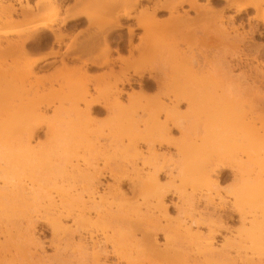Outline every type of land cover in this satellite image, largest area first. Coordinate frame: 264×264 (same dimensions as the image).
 Wrapping results in <instances>:
<instances>
[{"label":"rangeland","instance_id":"rangeland-1","mask_svg":"<svg viewBox=\"0 0 264 264\" xmlns=\"http://www.w3.org/2000/svg\"><path fill=\"white\" fill-rule=\"evenodd\" d=\"M51 1L54 2V6L60 7L59 19L57 23H53L52 28L55 35L66 34L63 45L58 47L53 41L52 33L46 29L32 30L21 35L9 34L8 41L26 40L22 49L18 46L9 49L7 41H2L0 45V98L4 101L0 108V117L2 116L0 119H5L3 113H43V118L39 121L41 128L31 142L34 143L37 138L42 145L48 146L46 126L53 123L56 117L62 119L66 116L71 122L78 124L76 132L80 135L77 133L76 136L71 135V139L69 138L64 148L56 155L62 160L85 159L98 163V168H102L104 162H110L111 168H115L113 165L115 161L122 159L124 154L125 157L133 154L132 148L129 147L132 140L128 135H120L114 126L115 116L94 110L89 112V117L80 118L76 113H86L79 96L81 90L87 89L92 98L106 97L116 79L126 74L130 77L131 83L129 86L124 85V89L130 97L123 96V106L127 112L136 113L142 120L147 117L156 120L153 125L151 123L146 126L140 125L139 130L133 132L132 136L150 134L154 139H158L156 132L160 131L162 124L167 123L169 126L170 122L174 120L176 122L180 118L188 131L186 133L191 132L193 126L197 125L195 143L205 148L207 161L214 165L219 164V161L229 163L241 158L245 163L246 160L241 156L240 150L234 151L228 155L229 157L221 158L217 157L219 155L216 153L213 154L212 149L205 147L208 146L206 139L210 132L207 131L212 128L214 130L215 120L218 122L223 119L226 128L242 129L254 140L264 144V0H196V8L193 10L182 3L184 0H160L161 4L175 9L155 14H152V7L156 0L152 2L140 0L135 5L136 0ZM37 2L38 0H28L29 6L26 8L25 2L0 0V11L6 8L14 12L7 17L12 24L4 25L0 31L22 32L39 21H47L53 7L44 6L37 9L35 7ZM245 3L252 7L237 13L235 11L237 5ZM73 6L74 11L84 15V18L62 27L60 22L66 8ZM124 14H129L134 19L126 20ZM117 21L122 28L113 30L112 35L108 36V31ZM138 22L145 25L144 31L133 29ZM131 28L132 46L129 47L127 32ZM68 49L74 52L75 59L64 57ZM116 50L119 52L121 63L114 64L113 69L99 65L104 62L107 51L112 58H116ZM53 51H59V54L56 57L38 60L29 71V66L35 59ZM85 60L95 65L85 66L87 64H84ZM136 68L143 71L140 77L133 75ZM187 69L197 71L198 76L208 72L220 86L229 88L228 100L231 105L233 103L234 113L217 115L203 113L202 108L191 109L185 103L178 105L175 116L168 113L166 89L176 82H184L183 79L186 78L184 71ZM149 74L158 76L159 86L152 83L148 78ZM55 126L59 127V123H55ZM186 133L184 136V133L171 128L168 137L171 146L155 147L156 155L162 163L160 172H170L180 160L175 147L192 145L194 134ZM141 141V139L138 141L137 152L146 157L145 146ZM137 159V163H140L141 157L138 156ZM245 167L249 168V165ZM215 170L218 176L212 174L208 185L191 186L190 183L181 185L176 172L172 170L171 176L159 174L158 177L161 185L169 190L174 191L180 187L189 194L194 191L193 209L187 208V212L204 213L213 217L214 221H220L224 229L220 230L214 239L221 243L225 236L236 235L242 229V224L238 215L231 210L229 196L236 187L237 178L228 167H217ZM26 176L39 180L43 189L51 188L54 183L59 184L64 180V176L56 170L49 172L39 168L27 171ZM98 183L101 190L106 183H111V180L104 176ZM120 188L130 196V179L124 177ZM45 194L40 196L43 197ZM208 198L211 203H207L206 206L205 199ZM165 202L168 213L175 217L176 209L172 205L176 202L175 197L169 193L165 197ZM39 203L41 200L37 201V205ZM8 214L11 216V227L24 234L26 222L19 218L18 213ZM254 215L256 218L260 216L258 212ZM259 220L263 223L261 216ZM32 225L38 243L42 244L46 253L44 256L46 259L41 262L34 256L32 258V248L20 238L18 242L19 245L22 244L21 249L26 252L29 247L30 251L28 249L29 253L26 252L27 261L17 256L18 264H94L89 251L80 255L72 254L71 250L67 249V253L56 254L52 247L53 239L49 227L39 219H34ZM97 227L99 228H96V225L89 228H92L93 231H90L100 238L101 226ZM157 235L162 241V236ZM82 237L85 238L87 248H90L89 239L86 236ZM77 238L75 237L76 241ZM103 247L99 250L101 263L96 264H114V257L109 253L105 254V251H109L108 249L104 251ZM240 252L242 261L252 257L250 264H264V242L253 246L247 244ZM55 254L59 255V258ZM229 258L234 259L229 260L231 264H245L235 258L232 250L229 252Z\"/></svg>","mask_w":264,"mask_h":264},{"label":"bare ground","instance_id":"bare-ground-1","mask_svg":"<svg viewBox=\"0 0 264 264\" xmlns=\"http://www.w3.org/2000/svg\"><path fill=\"white\" fill-rule=\"evenodd\" d=\"M18 1L25 2L26 8L29 6L28 0ZM139 1L136 0L134 5ZM195 1L184 0L182 3L193 10L196 8ZM44 6L53 7L47 21H39L22 32L0 31V45L2 41H7L9 49L14 46L22 49L26 40L8 41L7 36L21 35L38 29H46L52 33L53 41L58 47L63 45L66 34L55 35L52 28L53 23H57L59 19L60 7L54 6L51 0H38L35 4L37 9ZM249 7L252 6L248 3L237 5L235 11L240 13ZM74 8V6L66 8L60 22L62 27H66L69 22L77 23L80 18H84V15L75 12ZM172 9L175 8L167 7L161 4L160 0H156L152 7V14L159 11L170 12ZM12 14L14 12L6 8L0 11V28L12 24L7 20V17ZM123 17L126 20L134 19L129 14H124ZM119 28L122 26L117 21L108 31V36L112 35L113 30ZM133 29L144 31L146 27L138 22ZM132 34L131 28L127 32L129 47L132 46L130 43ZM115 53L117 57L112 58L107 51L104 62L99 65L113 69L114 64L121 63L119 52L116 50ZM58 54L59 51H53L38 57L29 66V71L38 60L44 57H56ZM73 54L74 52L68 49L64 57H71L73 60L75 59ZM84 64L85 66L95 65L86 60ZM184 72L186 73L184 82H176L166 89L165 96L169 101V106L166 108L168 113L175 116L180 103L187 104L191 109L200 107L203 113L215 115L234 113L233 103L231 105L228 100L229 88L220 86L208 72H203L200 76L192 69ZM142 73L141 69L133 70L134 76L140 77ZM148 78L154 85L159 86L157 75L149 74ZM116 80L103 98H92L87 89L81 90L79 96L86 113H76L80 118L87 117L89 112L94 110L115 116L114 126L120 135L129 136L132 140L129 147L133 150L132 155L125 157L124 154L120 161L113 162L115 168H111L110 162H104L102 168H98V163L85 159L62 160L56 155L64 148L69 138L71 139L77 133L78 124L71 122L66 116H64L66 119L56 117L53 123L46 126L45 136L49 143L46 146L42 145L37 138L34 143L31 142L41 128L39 121L43 118V113H3L5 119H0L2 120L0 121V264H18L17 256L27 261L26 255L30 248H32V258L34 256L41 262L46 259L42 244L38 243L35 235L32 225L34 219L42 220L49 227L53 239L52 247L56 254L62 255L61 253L66 252L67 249H70L72 254L80 255L89 251L94 264L101 263L99 250L103 246L104 251L106 249L109 251H105V254L109 253L114 257V264H231L229 260H234L229 258L231 250L235 253V258L242 261L240 251L245 245L253 246L264 242V152H262L264 144L254 140L242 129L226 128L220 116L222 120L218 122L215 120L213 123L214 130L212 128L207 131L210 132L206 139L208 146L205 147L212 149L213 154L216 153L219 155L217 157L221 158L229 157L234 151L240 150L241 156L246 158L245 163L241 158L229 163L222 161L216 165L209 163L205 148L195 143L197 125H194L191 131L194 134L192 145L175 147L176 155L180 160L171 170L176 172L181 185L186 183H190L191 186L208 185L212 174L218 176L215 170L217 167H228L237 178L236 187L229 196L231 210L238 215L242 229L236 235L229 234L222 238L221 243H217L214 236H218L219 231L224 229L220 221H214L213 217L204 213L187 212V208L193 209L194 191L189 194L180 187L174 191L169 190L161 185L158 177L159 174L171 176L172 171L160 172L162 163L156 155L155 147L171 146L168 139L171 128L184 133L185 136L187 130L181 122L182 119L170 122V127L167 123L162 124L160 131L156 132L158 139H154L150 134L132 136L133 132L139 130L140 125L146 126L148 123L153 125L156 120L150 117L142 120L136 113L127 112L122 104V98L130 97L124 89V85H130V77L123 74ZM197 100L200 102L198 103ZM3 102L0 98V108ZM55 114L58 115V113ZM55 123H59V127L55 126ZM77 135L80 134L77 133ZM140 139L145 146L146 157L137 152ZM138 156L141 157L140 163H137ZM246 165H249V168L245 167ZM32 168L49 170V172L56 170L64 176V180L59 181V184L54 183L51 188L43 189L39 180L26 176L27 171ZM104 176L109 178L111 183H106V186L100 190L98 182ZM124 177L131 181L130 196L120 188ZM64 183L67 185H63ZM169 193L176 199L175 204H172L176 209L175 217L170 216L167 211L165 197ZM41 194L45 195L41 197ZM38 200H41V203L37 205ZM209 200V198L205 199L206 206L207 203H211ZM8 212L18 213L19 218L26 222L27 228L24 234L14 230L15 227L14 229L11 227V216ZM255 212L259 213L263 223L259 220L260 216L255 217ZM95 225L96 228L101 226L100 238L92 232V228H89ZM157 234L162 236V241L157 238ZM82 236L89 239L90 248H87L85 238ZM75 237H78L77 241ZM20 238L24 239L23 243L30 245L29 251L26 248L27 254L24 249H21L22 244L19 245ZM251 258H246L242 262L250 264Z\"/></svg>","mask_w":264,"mask_h":264}]
</instances>
